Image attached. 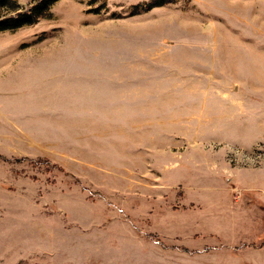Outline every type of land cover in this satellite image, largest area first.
Masks as SVG:
<instances>
[{
    "label": "rangeland",
    "instance_id": "rangeland-1",
    "mask_svg": "<svg viewBox=\"0 0 264 264\" xmlns=\"http://www.w3.org/2000/svg\"><path fill=\"white\" fill-rule=\"evenodd\" d=\"M48 3L0 0L42 9L0 31V264H264V0Z\"/></svg>",
    "mask_w": 264,
    "mask_h": 264
},
{
    "label": "trees",
    "instance_id": "trees-1",
    "mask_svg": "<svg viewBox=\"0 0 264 264\" xmlns=\"http://www.w3.org/2000/svg\"><path fill=\"white\" fill-rule=\"evenodd\" d=\"M58 0H48V4L50 5L51 3L53 2H56ZM42 6V5H41ZM41 7L40 6H33L31 7V10L29 11V13L27 14H24V15H20L18 16L17 19H7V20H4V21H0V31H3V30H7V29H10V28H18V27H21L23 25H30V24H33L36 22L37 20V16L39 15V11L42 10L40 9ZM15 23L14 27H12V23Z\"/></svg>",
    "mask_w": 264,
    "mask_h": 264
}]
</instances>
